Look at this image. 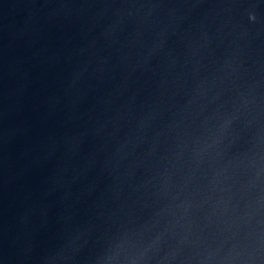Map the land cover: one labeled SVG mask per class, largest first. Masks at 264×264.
<instances>
[{
	"label": "water",
	"instance_id": "1",
	"mask_svg": "<svg viewBox=\"0 0 264 264\" xmlns=\"http://www.w3.org/2000/svg\"><path fill=\"white\" fill-rule=\"evenodd\" d=\"M0 264H264V0H0Z\"/></svg>",
	"mask_w": 264,
	"mask_h": 264
}]
</instances>
